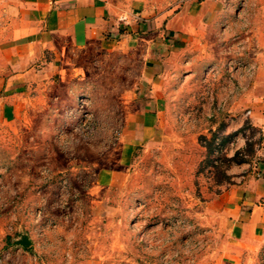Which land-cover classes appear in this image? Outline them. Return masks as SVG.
<instances>
[{
    "label": "crops",
    "instance_id": "crops-1",
    "mask_svg": "<svg viewBox=\"0 0 264 264\" xmlns=\"http://www.w3.org/2000/svg\"><path fill=\"white\" fill-rule=\"evenodd\" d=\"M130 11L118 31L116 16ZM122 57L137 78L123 95L143 106L126 124L119 160L97 182L124 186L136 146L156 147L167 133L195 144L199 135L232 141L220 157L211 153L221 178L194 208L210 246L200 264H256L264 245V0H0V124L36 102L81 96V61Z\"/></svg>",
    "mask_w": 264,
    "mask_h": 264
},
{
    "label": "rangeland",
    "instance_id": "rangeland-1",
    "mask_svg": "<svg viewBox=\"0 0 264 264\" xmlns=\"http://www.w3.org/2000/svg\"><path fill=\"white\" fill-rule=\"evenodd\" d=\"M122 58L81 61V96L36 102L0 124V264L202 262L210 246L194 208L221 178L208 138L171 132L156 147L139 144L124 186L97 182L143 106L123 95L137 78ZM21 235L28 247L15 244ZM256 258L264 264V245Z\"/></svg>",
    "mask_w": 264,
    "mask_h": 264
},
{
    "label": "built area",
    "instance_id": "built-area-1",
    "mask_svg": "<svg viewBox=\"0 0 264 264\" xmlns=\"http://www.w3.org/2000/svg\"><path fill=\"white\" fill-rule=\"evenodd\" d=\"M133 18V16H132ZM128 19L126 18V16H122L120 18H117L115 20V23H114V27L120 31V30H123L125 29L127 26L130 25V21L131 19ZM246 114H248V111H246ZM214 145H215V148H214V151L215 153H219V152H224L226 151V147L229 146V145H232V141H229V142H226V143H221L220 141V136L217 135L215 138H214Z\"/></svg>",
    "mask_w": 264,
    "mask_h": 264
},
{
    "label": "trees",
    "instance_id": "trees-1",
    "mask_svg": "<svg viewBox=\"0 0 264 264\" xmlns=\"http://www.w3.org/2000/svg\"><path fill=\"white\" fill-rule=\"evenodd\" d=\"M214 138L215 136L212 135L210 136L208 139H206V145L204 146L205 149L207 150L208 154H211L215 148V145H214ZM233 160H239L241 159V157H239L237 154L232 158Z\"/></svg>",
    "mask_w": 264,
    "mask_h": 264
},
{
    "label": "water",
    "instance_id": "water-1",
    "mask_svg": "<svg viewBox=\"0 0 264 264\" xmlns=\"http://www.w3.org/2000/svg\"><path fill=\"white\" fill-rule=\"evenodd\" d=\"M30 240L27 235H21L18 240L15 241V244H18L22 247H28L30 245Z\"/></svg>",
    "mask_w": 264,
    "mask_h": 264
}]
</instances>
